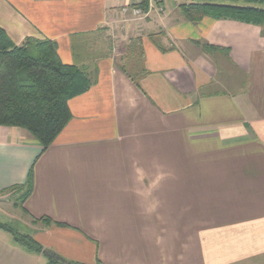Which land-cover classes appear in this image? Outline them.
<instances>
[{"label": "crops", "instance_id": "obj_1", "mask_svg": "<svg viewBox=\"0 0 264 264\" xmlns=\"http://www.w3.org/2000/svg\"><path fill=\"white\" fill-rule=\"evenodd\" d=\"M182 2L133 16L122 7L141 0H0L13 44L51 39L92 81L45 149L0 125V207L31 169L12 209L43 247L0 227V264H264V23L187 20Z\"/></svg>", "mask_w": 264, "mask_h": 264}, {"label": "trees", "instance_id": "obj_2", "mask_svg": "<svg viewBox=\"0 0 264 264\" xmlns=\"http://www.w3.org/2000/svg\"><path fill=\"white\" fill-rule=\"evenodd\" d=\"M161 1V0H155ZM179 4L183 17L197 20L201 16L213 19L228 18L250 24L264 23V8L255 6L264 0H244L243 5L216 3L213 0H182ZM140 6L147 9L148 1ZM206 48H214L205 45ZM128 57H121L117 66L138 85V75ZM127 59V61H126ZM91 79L87 72L73 64L64 63L57 52V44L48 38L27 37L15 45L0 26V125L25 129L45 149L71 118L68 99L86 91ZM30 169L25 183L12 187L23 189L22 201L32 190ZM45 225H63L50 217L38 218ZM21 246L34 252L43 247L30 234L20 233L8 224H1ZM50 259L46 264H56ZM70 264H84L69 262ZM95 264H104L97 259Z\"/></svg>", "mask_w": 264, "mask_h": 264}, {"label": "rangeland", "instance_id": "obj_3", "mask_svg": "<svg viewBox=\"0 0 264 264\" xmlns=\"http://www.w3.org/2000/svg\"><path fill=\"white\" fill-rule=\"evenodd\" d=\"M213 1L216 3H220V1L221 2L223 1L226 3L236 2L233 0H213ZM235 172L236 171H234V173ZM217 173H219V171H217ZM238 175L241 176V178H243L241 188L244 191L248 189L250 192V185H247V184H250V167H247L246 165H244V168L239 170ZM23 192L24 190L20 189V190H17L9 194L8 200H7L9 207L6 205L5 210L0 207V221L5 222L6 224L10 225L11 227L16 229L20 233L31 234L30 230L28 229L29 222H28L27 216L24 215L20 207H17L16 209L14 208L12 209L13 202L18 203V206L20 205L21 201L19 197L22 195ZM7 208L9 209L7 210Z\"/></svg>", "mask_w": 264, "mask_h": 264}, {"label": "built area", "instance_id": "obj_4", "mask_svg": "<svg viewBox=\"0 0 264 264\" xmlns=\"http://www.w3.org/2000/svg\"><path fill=\"white\" fill-rule=\"evenodd\" d=\"M147 1L149 2L151 0H147ZM122 12L130 13L133 16H140V15H142L144 13V10L138 5H131V6L125 5V6L122 7Z\"/></svg>", "mask_w": 264, "mask_h": 264}, {"label": "water", "instance_id": "obj_5", "mask_svg": "<svg viewBox=\"0 0 264 264\" xmlns=\"http://www.w3.org/2000/svg\"><path fill=\"white\" fill-rule=\"evenodd\" d=\"M49 257L51 259L55 260V261L65 263L64 260H62L61 258H59L58 256H56L55 254H50ZM66 264H70V263L66 262Z\"/></svg>", "mask_w": 264, "mask_h": 264}]
</instances>
